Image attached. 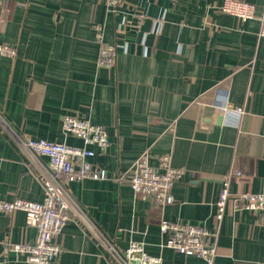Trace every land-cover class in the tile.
I'll return each instance as SVG.
<instances>
[{
    "label": "crops",
    "instance_id": "crops-1",
    "mask_svg": "<svg viewBox=\"0 0 264 264\" xmlns=\"http://www.w3.org/2000/svg\"><path fill=\"white\" fill-rule=\"evenodd\" d=\"M107 0H0V199L42 202L36 176L45 157L21 149L18 138L83 142L62 130L66 115L104 128L109 146L89 163L105 180L82 179L66 191L81 215L55 237L58 264H109L100 240L119 250L131 241L162 264H205L163 246L162 220L216 227L222 179L230 171V197L218 227L213 264L264 261V223L256 213L233 208L242 191L264 193V38L256 18L225 14V0H124L115 14ZM259 16L264 0H240ZM141 20V22H139ZM116 45L113 69L98 68L92 31ZM242 108L240 117L219 110ZM145 151L169 155L183 169L173 184L174 202L156 206L134 196L126 179ZM25 214L0 215V264H23L3 253V242L32 244Z\"/></svg>",
    "mask_w": 264,
    "mask_h": 264
},
{
    "label": "built area",
    "instance_id": "built-area-1",
    "mask_svg": "<svg viewBox=\"0 0 264 264\" xmlns=\"http://www.w3.org/2000/svg\"><path fill=\"white\" fill-rule=\"evenodd\" d=\"M122 3L124 0H107V10L115 14ZM221 11L236 17L240 22L256 18L259 23L257 35L264 38V6L260 15L256 17L253 5L240 0H225ZM92 31L99 46L97 67L113 69L116 65V45L104 41L102 25H93ZM0 54L13 57L15 49L8 45H0ZM217 106L219 110L233 113L238 117L245 113L242 108L230 110L225 106ZM0 127L3 131L12 133L1 115ZM62 130L65 134L80 139L83 147L13 136L21 149L33 157H45L48 161L47 170L36 176L44 192L42 202L20 198L10 201L0 199V215L11 216L16 212H23L27 226L33 227L36 231L32 244L3 242V253L14 252L24 256L23 264H58L61 248L54 239L69 222L81 215L79 207L66 191L67 185L82 179L105 180L107 178L104 169L88 161L95 154L89 146L96 147L98 153H104L109 146L104 128L86 119H80L78 116L66 115L62 119ZM151 160L150 153L143 152L130 168L126 181L134 196L150 199L156 206L164 207L174 202L172 187L182 177L184 170L173 167L170 156L166 154L157 157L156 166L151 164ZM232 177L239 179L241 173L230 171L222 179L214 214L216 221L214 230L209 231L200 225L162 220L159 226L160 233L166 236L164 247L187 257L201 259L205 264L214 263L218 254L216 245L218 227L230 197L229 184ZM232 203L236 210L256 213L264 223V193L242 191L232 200ZM100 242L106 251L109 264H162L160 257L148 255L139 242L131 241L124 250H119L103 240ZM256 264H264V261Z\"/></svg>",
    "mask_w": 264,
    "mask_h": 264
}]
</instances>
